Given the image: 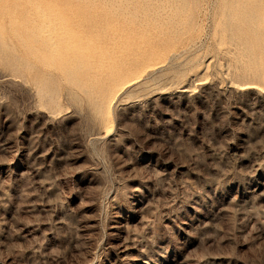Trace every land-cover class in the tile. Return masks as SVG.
Segmentation results:
<instances>
[{
  "label": "rangeland",
  "instance_id": "374dc122",
  "mask_svg": "<svg viewBox=\"0 0 264 264\" xmlns=\"http://www.w3.org/2000/svg\"><path fill=\"white\" fill-rule=\"evenodd\" d=\"M150 9L0 0V264H264V0Z\"/></svg>",
  "mask_w": 264,
  "mask_h": 264
},
{
  "label": "bare ground",
  "instance_id": "6f19581e",
  "mask_svg": "<svg viewBox=\"0 0 264 264\" xmlns=\"http://www.w3.org/2000/svg\"><path fill=\"white\" fill-rule=\"evenodd\" d=\"M106 1V0H105ZM111 1V0H110ZM167 1H169L170 4L173 5V12L174 15L175 14H179L182 10H184L183 8L185 7V0H149L150 3V11L153 13L158 12L159 10L165 9L166 5H167ZM121 2V1H120ZM182 2V3H181ZM120 8V7H119ZM144 8V7H143ZM20 9V8H19ZM124 9V8H123ZM128 11V10H127ZM166 12V11H165ZM245 12V11H244ZM114 13V12H113ZM120 14V13H119ZM120 17V16H119ZM240 18L244 19V20H253L255 18L254 14H250V12L248 11L247 13H243L242 15L239 16ZM28 18V16L26 17ZM122 19V18H121ZM167 19V18H165ZM30 20V19H29ZM28 21V19H27ZM105 21V20H104ZM112 22V21H111ZM117 22V21H116ZM158 22V21H157ZM107 23V22H106ZM105 23V24H106ZM118 23V22H117ZM109 25V24H108ZM29 28V27H28ZM160 28V27H159ZM256 26L252 25L250 26V30L248 33L251 34H255V35H259L258 39L254 40L250 39V40H244L243 37V31L242 30H238L236 29V27L232 30L236 35V39L238 41V43L244 47V49L246 50L245 52L249 55V57L252 60H256L258 54H259V50L262 49L264 50V37L260 34V32H258L256 30ZM30 30V29H29ZM33 32V31H32ZM30 36V35H29ZM33 39V38H32ZM35 41V40H33ZM37 42V41H36ZM32 43V42H31ZM33 45V44H32ZM40 81V80H39ZM94 108L96 110H101L102 109V104L100 103L99 99H96L94 102Z\"/></svg>",
  "mask_w": 264,
  "mask_h": 264
}]
</instances>
